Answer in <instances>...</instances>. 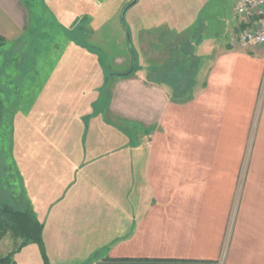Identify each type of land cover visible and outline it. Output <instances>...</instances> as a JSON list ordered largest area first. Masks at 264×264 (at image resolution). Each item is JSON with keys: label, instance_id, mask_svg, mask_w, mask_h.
Listing matches in <instances>:
<instances>
[{"label": "crops", "instance_id": "crops-1", "mask_svg": "<svg viewBox=\"0 0 264 264\" xmlns=\"http://www.w3.org/2000/svg\"><path fill=\"white\" fill-rule=\"evenodd\" d=\"M60 1L70 8L58 13L72 21L57 18L54 29L83 31L82 43L71 37L77 47L104 43H89L87 31H110L114 44L129 47L134 71L106 77L110 47L98 70L80 77L75 68L66 91L100 94L103 111L94 101L87 109L56 104L35 133L48 144L21 156L28 201L3 204L30 208L44 225L45 245L49 237L54 247L76 248L72 253L88 248L93 256L78 264H264V46L200 39L187 81L153 62L148 79L137 68V46L145 31L168 23V9L139 12L140 0H119V20L102 17L111 0L107 9L101 0ZM30 5L0 0V35L23 33ZM88 57L77 50L71 62ZM24 131L32 135L29 124ZM29 164L46 175L43 182L29 184Z\"/></svg>", "mask_w": 264, "mask_h": 264}, {"label": "rangeland", "instance_id": "rangeland-1", "mask_svg": "<svg viewBox=\"0 0 264 264\" xmlns=\"http://www.w3.org/2000/svg\"><path fill=\"white\" fill-rule=\"evenodd\" d=\"M29 1L31 5L29 6L30 19L27 29L23 33L16 32L12 37L0 35L5 39V44L0 49V204L28 201L29 192L22 191L18 176H22V168H25L21 156L24 150L41 151L48 144L45 141L39 142L40 138L38 139L36 132L40 136L39 127L44 126V119L54 116L53 108L56 107V104L70 107L71 104L78 103L79 109H87L92 106L94 101L97 104L96 109L99 112L103 111L104 101L100 99V94H96L95 97L87 94L83 97L80 93L76 95L66 91V81L75 76V71H77L75 68L78 69L80 77L89 74L92 66L98 70L103 64H106V61L103 60L106 55L102 53H105L108 47L112 49L111 61L108 63L111 71L106 70V77H112L114 72L127 74L134 71L132 68L135 66L129 47L126 44H114L112 40L114 34L111 35L110 31H87L89 43L93 42V38H103L104 43H108V38L109 40L111 38L110 46H105L103 40L100 39L101 43L94 41L89 46L84 43V46L77 47L73 40L71 42V37L80 41L83 31L54 29L52 25L57 18L58 21L61 20L66 24L72 21L71 17L58 13V11L68 10L70 4L61 3L60 0H41V3L40 0ZM102 1L99 3L107 9L109 7L108 0H104L105 3ZM118 1L111 0L109 10L107 9L102 14L103 18L112 14L111 17H120L119 20H121L120 14L116 13L122 4ZM150 8L168 9L166 16L169 21L160 29L145 31L146 36L137 46L141 54L140 64L137 68H142L148 79L152 73L150 69L153 62L156 65H163L164 70L170 65V68L177 69L182 82L187 81L186 76L192 74L198 64V59L195 58L191 50L194 42L196 43L200 39L209 42L216 37L224 44L228 42L231 47L229 36L237 28L253 31L264 27L263 11L239 16L236 14L235 0H140L139 12L140 10L148 11ZM172 21L175 24L173 27ZM254 23L259 25L255 26ZM173 28L174 30H171ZM82 42L80 41V43ZM156 42L159 45H156ZM188 43H191L190 47ZM177 47L181 48V55L179 58H175L178 62H175L174 65L172 61L174 58L170 55L173 51L179 52ZM157 49L162 54L159 60L156 57L157 54L155 56L152 54V50L156 52ZM77 50L78 54L89 56V59L79 58V60H85L71 62L74 60L72 56L77 54ZM184 53L188 56H182ZM184 60L186 61L181 62ZM28 124L31 127L32 135L29 134V131H24ZM32 166L34 165H27L29 184L33 185L32 181L37 180V177L40 182H43L46 175L30 172ZM35 166L37 167V165ZM18 206L21 207V205ZM53 240L49 237L46 238L45 250L49 264H78L79 259H89L93 256L88 253V248H85L82 254H76L71 252L76 248L54 247ZM21 243L22 240L8 234L0 241V256L13 253L17 264H45L36 244L30 243L21 252L16 253L15 251ZM78 250L81 251L82 248H78Z\"/></svg>", "mask_w": 264, "mask_h": 264}, {"label": "trees", "instance_id": "trees-1", "mask_svg": "<svg viewBox=\"0 0 264 264\" xmlns=\"http://www.w3.org/2000/svg\"><path fill=\"white\" fill-rule=\"evenodd\" d=\"M245 28V26H244ZM5 39L0 36V49L4 46ZM133 72H128L119 76H130ZM115 76V75H112ZM117 76V75H116ZM44 225L34 215L30 208L26 210H17L8 204H0V241L8 234L22 240V243L15 251L20 252L28 244H36L42 254L45 264H49V259L45 250L43 239ZM13 253L0 256V264H17L14 260Z\"/></svg>", "mask_w": 264, "mask_h": 264}, {"label": "built area", "instance_id": "built-area-1", "mask_svg": "<svg viewBox=\"0 0 264 264\" xmlns=\"http://www.w3.org/2000/svg\"><path fill=\"white\" fill-rule=\"evenodd\" d=\"M260 11L264 12V0H239L236 7V14L239 16ZM229 43L232 48L238 46H264V27L253 31L237 28L229 36Z\"/></svg>", "mask_w": 264, "mask_h": 264}, {"label": "water", "instance_id": "water-1", "mask_svg": "<svg viewBox=\"0 0 264 264\" xmlns=\"http://www.w3.org/2000/svg\"><path fill=\"white\" fill-rule=\"evenodd\" d=\"M138 2V0H134L133 5H135Z\"/></svg>", "mask_w": 264, "mask_h": 264}]
</instances>
